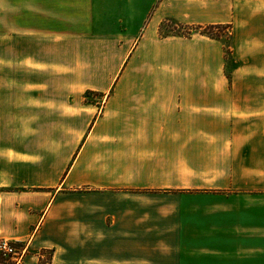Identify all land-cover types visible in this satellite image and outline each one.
I'll return each instance as SVG.
<instances>
[{"label": "crops", "instance_id": "crops-1", "mask_svg": "<svg viewBox=\"0 0 264 264\" xmlns=\"http://www.w3.org/2000/svg\"><path fill=\"white\" fill-rule=\"evenodd\" d=\"M0 240V264H264V0H0Z\"/></svg>", "mask_w": 264, "mask_h": 264}, {"label": "trees", "instance_id": "trees-1", "mask_svg": "<svg viewBox=\"0 0 264 264\" xmlns=\"http://www.w3.org/2000/svg\"><path fill=\"white\" fill-rule=\"evenodd\" d=\"M227 28H230V26H215L210 25L206 27H188L189 31L187 33H183L184 36L189 37L193 33H200L203 35H207L211 38L220 39L222 36L223 30H226ZM227 51L230 52V46L227 45ZM2 257H0V260Z\"/></svg>", "mask_w": 264, "mask_h": 264}, {"label": "rangeland", "instance_id": "rangeland-1", "mask_svg": "<svg viewBox=\"0 0 264 264\" xmlns=\"http://www.w3.org/2000/svg\"><path fill=\"white\" fill-rule=\"evenodd\" d=\"M171 31H175L177 33H187L189 31V29L183 28L182 26H177L173 22L165 23V25L162 28V32L164 34H168ZM223 37H224L225 44L229 46L230 45V34L228 32L223 33Z\"/></svg>", "mask_w": 264, "mask_h": 264}, {"label": "built area", "instance_id": "built-area-1", "mask_svg": "<svg viewBox=\"0 0 264 264\" xmlns=\"http://www.w3.org/2000/svg\"><path fill=\"white\" fill-rule=\"evenodd\" d=\"M0 255L4 258H10L17 255L15 246L7 240H0Z\"/></svg>", "mask_w": 264, "mask_h": 264}]
</instances>
